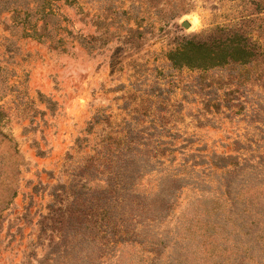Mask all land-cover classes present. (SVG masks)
Segmentation results:
<instances>
[{
	"label": "rangeland",
	"instance_id": "obj_1",
	"mask_svg": "<svg viewBox=\"0 0 264 264\" xmlns=\"http://www.w3.org/2000/svg\"><path fill=\"white\" fill-rule=\"evenodd\" d=\"M0 4V264H264V0Z\"/></svg>",
	"mask_w": 264,
	"mask_h": 264
},
{
	"label": "trees",
	"instance_id": "obj_2",
	"mask_svg": "<svg viewBox=\"0 0 264 264\" xmlns=\"http://www.w3.org/2000/svg\"><path fill=\"white\" fill-rule=\"evenodd\" d=\"M1 6V4H0ZM53 14V13H52ZM48 15V13H43V18L46 17ZM45 23V20H44ZM212 34L214 35L212 38V41L210 44L215 45V50H217L218 53H216V51H214L213 54L210 55H206L207 57H203L202 56V48H208L209 45L207 44L206 41L200 40L198 38L197 35H195L192 38H188L184 41H182L180 43V47L172 53V57L174 59V57L179 56L180 58L183 59L184 62H188L186 60H191V62L194 64H199L200 66H206L207 65V61L212 60L214 58H222L225 55V52L227 51V49L229 48V46L233 45L232 42H234V36L236 35L235 33H231L230 31L225 30L222 27L216 28L214 31H212ZM246 43V42H245ZM256 43L254 41H251L250 43L246 44H236V46H234V56L231 57V59H236V60H250L251 57L254 56H259L261 55L260 52L257 51V47H256ZM205 50V49H204ZM200 53V54H199ZM199 54V55H198ZM239 56V57H238ZM212 58V59H209ZM197 60V61H195ZM238 143H241L240 141H236ZM260 158L264 161V155H261ZM213 164H215L218 167H226L229 166V164L234 165L235 167H238L240 165L239 163V158L237 155H232V154H213ZM253 165V164H252ZM143 171H139V169L135 170L132 175H130L132 177V182L134 181V179ZM167 181L169 183H171V185H168L167 187H165L163 190H165L164 194L162 195V199H159L161 204H163V211L165 214L168 213L169 211V201L171 200L172 195H175V192L179 191L184 182L185 179L182 177H169L167 178ZM226 188H227V192L229 194V196L231 195V184L229 182L226 181ZM117 188V186L114 185V182L112 183V181H109V185L107 187H103L101 189H99L100 191H92L91 193H97L98 195H101L103 197L108 196L111 193L112 188ZM121 189H124V187H120ZM126 189V188H125ZM118 190V189H117ZM167 190V191H166ZM162 211V212H163ZM164 215H162L163 217ZM154 220L159 221L160 218L155 217ZM247 236H250V234L248 232H246ZM130 237H127L126 235H120V237L117 240H124ZM135 239L137 240H141V238H139V236L137 234L134 235ZM61 241L63 240V237L60 238ZM61 241H58L55 243L56 247L59 243H61ZM155 244H159L157 242H154V246L156 247ZM153 247V249L151 250H155ZM55 250V249H53ZM52 252V251H51ZM242 253L243 257L242 260L239 259L240 264H243V260L248 259V254L246 252H240ZM157 254V253H156ZM50 255V254H49ZM48 254L45 257L49 256ZM232 255H230L228 258H231ZM236 257V256H235ZM155 257H153L154 259ZM238 260V259H237ZM40 261H43V259H41ZM236 264V262L234 263Z\"/></svg>",
	"mask_w": 264,
	"mask_h": 264
},
{
	"label": "water",
	"instance_id": "obj_3",
	"mask_svg": "<svg viewBox=\"0 0 264 264\" xmlns=\"http://www.w3.org/2000/svg\"><path fill=\"white\" fill-rule=\"evenodd\" d=\"M182 25L185 27H189L190 23L188 21H182Z\"/></svg>",
	"mask_w": 264,
	"mask_h": 264
}]
</instances>
